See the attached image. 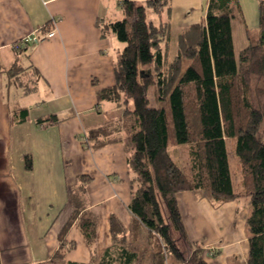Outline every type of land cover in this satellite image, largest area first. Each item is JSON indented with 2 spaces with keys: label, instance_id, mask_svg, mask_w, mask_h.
<instances>
[{
  "label": "crops",
  "instance_id": "0c3cea01",
  "mask_svg": "<svg viewBox=\"0 0 264 264\" xmlns=\"http://www.w3.org/2000/svg\"><path fill=\"white\" fill-rule=\"evenodd\" d=\"M110 1L121 10L118 0H0V264H96L113 245L111 216L128 247L146 248L150 263L146 231L127 210L134 174L122 133L87 145L90 131L120 118L114 104L97 99L115 84L117 39L104 27L123 13L112 19ZM168 1L174 30L199 23L208 2ZM238 3L231 20L236 56L235 33L247 41L259 14L256 0ZM42 27L55 28L54 35L14 47ZM176 202L187 239L204 248L206 264H246L244 202L213 208L191 192ZM84 217L92 218L91 246L80 229Z\"/></svg>",
  "mask_w": 264,
  "mask_h": 264
},
{
  "label": "trees",
  "instance_id": "16d2710c",
  "mask_svg": "<svg viewBox=\"0 0 264 264\" xmlns=\"http://www.w3.org/2000/svg\"><path fill=\"white\" fill-rule=\"evenodd\" d=\"M256 1L257 32L246 30L247 45L237 56L231 20L240 13L238 0H208L204 18L179 30L170 27L168 0H118L123 19L104 27L123 47L115 84L99 91L97 99L114 104L120 118L114 127L90 131L87 145H105L114 141L116 129L122 133L117 135L129 151L134 174L127 210L146 231L142 239L149 264H206L204 248L186 236L176 202L183 192L213 208L244 202L249 209L246 264H264V139L259 135L264 124V0ZM173 39L176 51L166 57ZM150 86L157 107L149 105ZM183 144H189L187 161L178 166L166 150ZM230 158L239 171L237 184ZM25 167L31 169L29 158ZM91 219L80 223L89 246ZM109 221L113 245L96 264H138L139 252L128 247L123 226L114 216ZM177 240L189 248L187 257Z\"/></svg>",
  "mask_w": 264,
  "mask_h": 264
},
{
  "label": "rangeland",
  "instance_id": "374dc122",
  "mask_svg": "<svg viewBox=\"0 0 264 264\" xmlns=\"http://www.w3.org/2000/svg\"><path fill=\"white\" fill-rule=\"evenodd\" d=\"M241 1L243 2V0H241ZM109 4H111L110 17L114 20L120 19L122 17V13H121V10H120L117 2L110 1ZM171 29H172V27H171ZM172 30H174V29H172ZM251 32L256 33L257 29H252ZM235 35H236L235 50H236V52H238L240 49H242L244 46H246L247 41H245L244 37L240 34V32L235 33ZM115 41H114V43H115L114 44V52L119 54L123 45L119 41H117V40H115ZM175 51H176V41L173 39L167 46L166 57L167 56L171 57V55L173 56ZM146 94H147V97L149 100V105L151 107H157L158 103L155 100L153 86H150L147 88ZM259 135L262 139H264V124H263V126L259 132ZM188 150H189V144H183V145H177V146H169L166 151H167V154L169 155V157L172 159V161L176 165L181 166L187 161ZM235 163H236L235 158H230V170L232 173V180H233L234 184H237L239 182V171L236 168ZM175 238H177L176 234H175ZM177 243L180 246L181 250L184 252L185 257H187L188 254L190 253L187 245H185V243L182 242L181 240H177ZM137 251L139 252L138 264H145L144 262L148 263V260H146L147 259V256H146L147 249L145 248V251H143V248L140 246V247H137Z\"/></svg>",
  "mask_w": 264,
  "mask_h": 264
},
{
  "label": "built area",
  "instance_id": "2783aa9c",
  "mask_svg": "<svg viewBox=\"0 0 264 264\" xmlns=\"http://www.w3.org/2000/svg\"><path fill=\"white\" fill-rule=\"evenodd\" d=\"M54 29L55 28H48L42 27L38 30H35L30 36L23 38L18 43L14 45L15 48H17L20 45H36L40 41L46 40L51 38L54 35Z\"/></svg>",
  "mask_w": 264,
  "mask_h": 264
}]
</instances>
